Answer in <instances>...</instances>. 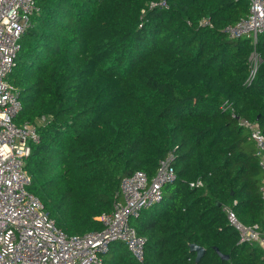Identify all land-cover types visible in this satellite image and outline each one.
<instances>
[{
  "label": "trees",
  "instance_id": "1",
  "mask_svg": "<svg viewBox=\"0 0 264 264\" xmlns=\"http://www.w3.org/2000/svg\"><path fill=\"white\" fill-rule=\"evenodd\" d=\"M160 1H38L8 77L22 102L15 123L41 136L26 161L28 191L66 234L100 231L122 179L151 181L172 154L176 180L163 202L130 219L146 239L144 262L118 242L104 264H264L259 245L238 244L225 211L264 223L260 158L240 125L264 134V35L254 43L223 32L248 15V0L151 8ZM192 244L206 249L200 262Z\"/></svg>",
  "mask_w": 264,
  "mask_h": 264
},
{
  "label": "built area",
  "instance_id": "2",
  "mask_svg": "<svg viewBox=\"0 0 264 264\" xmlns=\"http://www.w3.org/2000/svg\"><path fill=\"white\" fill-rule=\"evenodd\" d=\"M38 1L0 0V264H104L103 257L118 242L142 263L146 239L138 235L130 219L163 202V187L176 180L172 154L160 162L151 181L143 172L122 179L113 211L97 218L103 225L100 231L66 234L57 227L41 200L28 191L32 180L26 161L32 154V145L38 144L41 136L36 126L28 122L15 123L22 102L19 90L8 77L16 67L21 39L33 27L32 17L40 12ZM248 1V15L223 30L230 40L246 37L257 43L264 35V0ZM156 7L166 8V1L151 4V8ZM202 24L211 26V19L205 18ZM261 62L258 55L252 56L249 84ZM240 125L250 129V139L260 158L264 212V134L248 120H241ZM191 186L201 187L202 182ZM225 211L229 225L238 231V244L259 245L264 250V223L245 226L232 208Z\"/></svg>",
  "mask_w": 264,
  "mask_h": 264
},
{
  "label": "water",
  "instance_id": "3",
  "mask_svg": "<svg viewBox=\"0 0 264 264\" xmlns=\"http://www.w3.org/2000/svg\"><path fill=\"white\" fill-rule=\"evenodd\" d=\"M215 251L225 260H228L229 259V256L227 255H223L219 249H215ZM190 252L192 253H195L196 254V262H200L201 259L204 257V255L206 254V249L203 248V247H200L196 244H192L191 247H190Z\"/></svg>",
  "mask_w": 264,
  "mask_h": 264
}]
</instances>
